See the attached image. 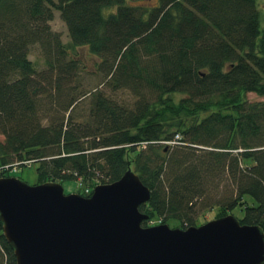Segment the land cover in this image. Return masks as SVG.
Segmentation results:
<instances>
[{"label": "trees", "instance_id": "1", "mask_svg": "<svg viewBox=\"0 0 264 264\" xmlns=\"http://www.w3.org/2000/svg\"><path fill=\"white\" fill-rule=\"evenodd\" d=\"M128 1L0 0V178L36 165L38 185L78 181L89 197L131 168L151 190L143 227L187 229L200 210L219 219L241 207L240 223L264 231V101L247 97H264L260 0ZM54 10L67 46L50 30ZM36 45L46 73L29 59ZM79 48L101 60L104 85L137 97L132 109L96 93L77 114ZM0 264H17L1 221Z\"/></svg>", "mask_w": 264, "mask_h": 264}, {"label": "water", "instance_id": "2", "mask_svg": "<svg viewBox=\"0 0 264 264\" xmlns=\"http://www.w3.org/2000/svg\"><path fill=\"white\" fill-rule=\"evenodd\" d=\"M150 199L131 168L89 197L1 177L0 221L17 264H264L260 226L229 215L187 229L143 227Z\"/></svg>", "mask_w": 264, "mask_h": 264}, {"label": "rangeland", "instance_id": "3", "mask_svg": "<svg viewBox=\"0 0 264 264\" xmlns=\"http://www.w3.org/2000/svg\"><path fill=\"white\" fill-rule=\"evenodd\" d=\"M128 4L153 8L159 6V0H134L128 1ZM258 7L262 16V25L264 26V0L259 1ZM116 11L117 9L114 8L112 10H105L104 13L105 15H108L111 12ZM49 27L52 33H55L59 36L64 45L67 46L71 42L66 23L61 18L60 12L54 10V19L49 23ZM78 52L80 53L79 55L77 52L71 53V57L78 56V59L81 61V67L78 73L79 75L76 80L80 86V89L79 91H77V93L87 94L80 100L81 102H79L77 105V114L79 116L85 117L89 114L90 109L93 107V104L96 101V97L93 96L96 93H102L103 96L110 99L115 105L119 107L132 109L136 105L138 101L137 97L130 90H113L112 88L103 84V82L105 81V76L98 69L101 60L90 55L86 49L79 48ZM29 59L34 62L38 72H40L41 74L47 72L45 52L41 47H39L38 45L32 47L29 53ZM54 95L58 97V94L56 92H54ZM74 95L76 96V94ZM180 97L181 96L177 95L176 99L178 100ZM247 97L251 102L264 101V97H260L254 93H249ZM4 139V136L0 134V141H4ZM28 166H30V164H28ZM11 175L12 177H16L31 186L38 185V173L36 165L25 167L21 170L14 169ZM62 185L67 195L74 193L78 194V192L80 193L81 190H83V187H80L78 181H64ZM227 190L228 188H225L221 185L219 189V196L223 197L226 194ZM245 199L251 205L256 204L250 196H246ZM217 213L218 209L210 211L200 210L196 216L197 223L199 224V226H201L208 222L216 220ZM230 215H233L238 219H242L245 216V211L241 207H238L234 212L230 213ZM160 224H167L172 229H181V222L175 219H171L170 221H167V223H161L160 220L155 219L151 221L150 227Z\"/></svg>", "mask_w": 264, "mask_h": 264}, {"label": "built area", "instance_id": "4", "mask_svg": "<svg viewBox=\"0 0 264 264\" xmlns=\"http://www.w3.org/2000/svg\"><path fill=\"white\" fill-rule=\"evenodd\" d=\"M177 139H179V137H177ZM173 143H175V142H173ZM85 194L86 195H90L91 194V189L90 188H86L85 189Z\"/></svg>", "mask_w": 264, "mask_h": 264}]
</instances>
